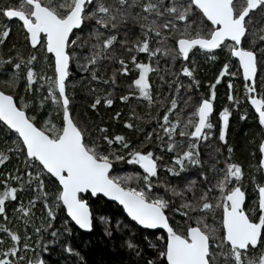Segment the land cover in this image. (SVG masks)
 Returning <instances> with one entry per match:
<instances>
[{"label":"trees","instance_id":"obj_1","mask_svg":"<svg viewBox=\"0 0 264 264\" xmlns=\"http://www.w3.org/2000/svg\"><path fill=\"white\" fill-rule=\"evenodd\" d=\"M39 1L61 18L75 4ZM246 4L236 0L235 13ZM8 9L31 6L0 0V91L57 139L64 123L54 59L44 38L37 48L30 45L22 25L6 17ZM83 17L68 47L66 89L88 151L113 165L111 179L161 206L178 234L187 238L199 227L210 239V264H261L264 234L255 248L233 249L223 218L236 187L246 194L250 220L261 217L257 202L255 212L249 209L264 184V134L249 100L256 92L264 102V5L246 20L243 41L257 55L254 88L233 59L231 42L217 51L194 48L188 59L180 54L178 40L214 31L190 2L94 0ZM203 100L214 102L215 113L202 137L193 138ZM221 114L228 115L225 129ZM143 154L156 162L153 177L138 165ZM60 195L58 182L0 120V264H168L165 233L141 229L122 208L90 195L83 199L93 229L85 233L67 217Z\"/></svg>","mask_w":264,"mask_h":264},{"label":"water","instance_id":"obj_2","mask_svg":"<svg viewBox=\"0 0 264 264\" xmlns=\"http://www.w3.org/2000/svg\"><path fill=\"white\" fill-rule=\"evenodd\" d=\"M183 1L191 2L214 29L209 38L178 40V51L183 58L188 59L194 48L217 51L226 42H231L234 44L232 57L239 64L243 79L254 88L258 75L257 55L245 49L243 41L247 34L246 20L264 5V0H247L246 8L239 15H236L233 8L236 0ZM25 2L32 7L31 18L16 9H8L5 15L12 21L22 23L33 48L40 45L42 38L45 39L46 51L54 59L57 90L63 105V130L57 139H53L29 119L13 96L3 91H0V120L18 134L29 157L36 158L58 182L61 188L60 200L67 217L78 229L90 233L93 229V213L83 197L100 196L122 208L129 220L141 229L165 233L168 264H210L209 237L199 227L190 228L187 238L178 234L161 206L145 200L111 179L113 165L108 161L98 160L88 151L83 135L72 119L66 89L71 62L68 47L72 34L83 26L86 7L94 0H76L64 18L38 0ZM249 102L264 134V102L256 92ZM214 112L215 105L211 100L200 103L193 138L202 137ZM221 121L225 127L228 115L224 114ZM260 153L264 175V138ZM138 165L149 177L157 172L155 160L147 155L139 156ZM258 194L261 217L256 223L250 220L245 211L247 198L240 187L234 188L227 197L229 207L224 211L223 226L226 242L233 249L245 252L261 243L264 234V184ZM31 264L46 263L40 259Z\"/></svg>","mask_w":264,"mask_h":264},{"label":"rangeland","instance_id":"obj_3","mask_svg":"<svg viewBox=\"0 0 264 264\" xmlns=\"http://www.w3.org/2000/svg\"><path fill=\"white\" fill-rule=\"evenodd\" d=\"M38 1H39V0H38ZM67 1H69V3H72L73 0H67ZM73 2H76V1L74 0ZM44 6H45V5H44ZM67 6H68V5H67ZM46 7H47V6H46ZM23 12H24V11H23ZM25 12H26L28 15H30V14L32 13L31 9H29V10H27V11H25ZM53 12H54V11H53ZM14 23L18 26V28H20V27H19V26H20L19 24H21V23H18V22H16V21H15ZM21 25H22V24H21ZM21 28L23 29V26H22ZM23 30H24V29H23ZM24 32H25V31H24ZM211 101H212V100H211ZM198 109H199V108H198ZM222 128H223V127H222ZM53 139H56V138H53ZM262 185H263V184H262ZM231 192H232V191H231ZM231 192H230V193H231ZM258 193H259V190H258ZM258 195H259V194L256 195L257 198L254 199V202H252V205H251V207H250V209H249L250 212H255V211H256V206H255L256 202H257V206L259 205V198H258ZM227 197H228V196H227ZM228 207H229V205H228V202L226 201L225 209L228 208ZM249 210H248V211H249ZM245 211L247 212V209H245ZM258 221H259V220H258ZM258 221H257V222H258ZM252 222H253V221H252ZM254 223H256V222H254ZM234 251H236V250H234ZM261 264H264V260H262Z\"/></svg>","mask_w":264,"mask_h":264},{"label":"flooded vegetation","instance_id":"obj_4","mask_svg":"<svg viewBox=\"0 0 264 264\" xmlns=\"http://www.w3.org/2000/svg\"><path fill=\"white\" fill-rule=\"evenodd\" d=\"M190 3H191V2H190ZM191 4H192V3H191ZM192 5H193V4H192ZM246 6H247V4H246ZM245 8H246V7H245ZM245 8H244V9H245ZM196 9H197V8H196ZM31 11H32V7H31ZM25 13H26V12H25ZM31 14H32V13H31ZM31 14L28 15V14L26 13V15H27L29 18H31ZM238 15H239V14H238ZM16 22L20 23L19 21H16ZM21 24H22V23H21ZM22 26H23V25H22ZM25 33H26V32H25ZM26 34H27V33H26ZM27 36H28V35H27ZM214 113H215V112H214ZM213 115H214V114H213ZM223 115H224V114H221V115H220V119H221V117H222ZM211 117H212V116H211ZM211 117H210V119H211ZM210 119H209V121H210ZM209 121H208V124H209ZM196 124H197V123H196ZM208 124H207V125H208ZM227 126H228V122H227V125H226L225 127H224L223 124H222V127H223L224 129L227 128ZM206 128H207V127H206ZM204 133H205V132H204ZM249 249H250V248H249ZM249 249H248V250H249Z\"/></svg>","mask_w":264,"mask_h":264}]
</instances>
